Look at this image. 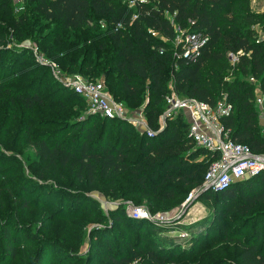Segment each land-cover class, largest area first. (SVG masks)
I'll return each instance as SVG.
<instances>
[{"label":"trees","instance_id":"16d2710c","mask_svg":"<svg viewBox=\"0 0 264 264\" xmlns=\"http://www.w3.org/2000/svg\"><path fill=\"white\" fill-rule=\"evenodd\" d=\"M249 3V0H145L130 8L122 0H22L21 8L16 9L12 0H0L3 15L16 14L7 31L0 24L2 135L6 136L16 119L20 124L24 110L40 106L58 116H68L71 109L68 103L85 105L80 95L52 78L47 65L32 58L31 48L21 42L25 35H30L36 48L65 72L102 78L111 97L125 106L137 107L144 100L142 111L153 129L149 135L136 128L132 130L125 119L90 111L69 128L26 135L24 144L34 145L43 163L34 170L35 176L41 178L49 168L54 172L56 167L67 166L73 181L91 185L99 180L104 187L109 186L112 197L120 194L131 200L161 201L182 196V192L201 183L215 155L194 145L187 134L188 122L180 112L166 118L159 128V115L170 88L179 96L193 97L209 105L223 96L230 110L220 120L230 130V138L253 152L264 151V37L252 36L253 30L249 28L253 24L264 26V12L251 11ZM38 18L40 24H36ZM95 18L103 20L104 29L98 28ZM176 27L199 31L206 37L194 58L175 56ZM12 38L16 41L10 43ZM232 56L235 59L231 64ZM227 74L232 77L227 78ZM256 92L261 94V109L256 105ZM200 155L204 159L193 163ZM8 159L0 154V170H5ZM18 186L21 195L16 199L25 204L22 194L29 186L21 182ZM62 194L43 184L36 196H45L49 207L53 198L60 199ZM211 194L218 200L214 211L192 223L125 217L131 224L140 227L147 224L154 234L164 236L165 241L158 244L165 251L160 247L155 250L157 244L144 249L137 241L135 248H129L130 256L125 257L119 252L111 253L108 236L100 234V238H105L104 261L88 259L84 264H164L169 261L164 256L166 252H173L175 256L170 260H175L179 254L187 256L197 249L210 248L215 238L206 233L219 227L222 215L243 212L248 208L246 205L264 194V173L234 182L218 192L203 193L205 199ZM236 198L246 205L237 203ZM77 200L79 196L75 197ZM57 219L66 222L70 217L62 215ZM9 223L0 224V264H11L15 259ZM228 224L234 225L230 221ZM248 225L249 229H230L233 236H227L222 227L220 239L235 243L236 263L264 264V217H256ZM249 230V236L243 238ZM172 231L184 235H165ZM46 242L50 246L43 250L53 249L57 241L41 242L32 259L24 264H39L35 256ZM90 243V247L95 246V241ZM90 254L94 255L92 251Z\"/></svg>","mask_w":264,"mask_h":264},{"label":"rangeland","instance_id":"374dc122","mask_svg":"<svg viewBox=\"0 0 264 264\" xmlns=\"http://www.w3.org/2000/svg\"><path fill=\"white\" fill-rule=\"evenodd\" d=\"M12 1L15 2V0ZM249 2L251 11L264 12V0H249ZM15 15L13 14L12 16ZM12 16L3 15L0 9V24L5 25V31L8 30V23ZM94 20L98 24L99 29H104L103 20L98 18ZM36 24H40L39 18ZM249 28L253 30L252 36L264 37V26L253 24ZM44 30L46 28L42 31L44 32ZM32 38L33 36L25 35L21 42L24 45L29 46L31 44L34 46L35 42ZM9 41L12 43L16 40L12 38ZM30 52L34 59L32 50ZM233 57L229 61L231 64L234 62ZM61 70L65 73V70ZM226 76L227 78L232 77L228 76V74ZM14 82L18 83L19 80ZM62 85L65 86L64 84ZM169 94L170 92H167L165 96ZM257 96H261V94L256 92ZM219 100H222V97ZM141 103L137 107H126L132 112L142 108L144 100ZM49 104L51 106L55 105L53 103ZM165 104L164 98V106ZM67 105L72 109V111L69 109L70 115L68 116H58L55 112H50L40 106H36L31 111L24 110L25 116L19 125L16 119L6 136L2 135L0 131V154L9 157L5 170H0V224L9 221V228L12 229L15 259L11 264H24L32 259L36 247L43 241L57 242L55 247L52 245L53 249L48 250L43 249L49 248L50 244L48 242L44 244L41 253L35 256L39 264H84L88 259L101 263L104 261L103 255L106 252V245H103V239L105 238L98 236L100 234L108 236L109 246L112 248L111 253L116 254L119 252L125 257L130 256L129 248H135L137 241L141 243V247L144 249H146V246L154 247L157 244L158 248H155V250L160 247L161 251H165L163 245L160 246L158 244L165 241L162 238L164 236L161 237L154 234L147 227V224L140 227L136 224H131V221L126 219L128 218L124 214L126 205L144 207L149 211L150 215L161 214L166 218V221L178 224L192 223L214 211L215 205L218 203L214 194L205 199V195H203L205 191H201L195 197L188 198V194L196 187H191L186 192H182V196L179 195L161 201L150 198L131 200L127 196H121L120 194L114 197L109 196V186L104 187L99 180H96L91 185L73 181L71 179L72 176L66 170L67 166L63 169L56 167L54 172H52V168L45 169L44 176L37 178L34 170L43 166V163L40 162L38 149L34 145L24 144V138L26 135H33L37 132L51 131L55 128H69L74 121L81 120L90 112L86 103L84 105V103L70 102ZM124 105L126 104L124 103ZM257 107L260 109L258 105ZM179 112L177 111L172 116H177ZM47 120L50 122L48 125L37 124V122ZM53 122L54 124H52ZM131 128L135 130L132 125ZM50 136L47 135L45 137L49 138ZM40 138L41 136H38L37 140H40ZM262 153L264 154V151ZM203 159L204 157L200 155L193 159L192 162H201ZM3 172L4 175H2ZM57 174H61L62 177L57 176ZM20 182L29 186L27 192L22 194L26 201L25 204L20 199H16V197L21 195L18 190V183ZM43 184L63 193L60 199L54 197L49 207L46 204L45 196H36L39 187ZM257 194L259 193H253L256 196ZM260 195V198L253 199L248 205L237 200V198L235 199V201H238L237 203L243 206L246 205L248 207L247 210L243 212H225L222 215L218 222L219 227L206 233L209 237L215 238L210 248L197 249L187 256H182L183 253L179 254L180 256L175 260H170L171 256H175L173 252H166L164 256L169 261L164 262V264H211L213 261L215 262L214 264H238L234 258L236 254L235 243H229L225 238L221 240L220 229L224 227V233L227 236H233L230 229H236V227L237 230L242 229V227L249 229L250 225L248 224H252L256 217L263 219L264 194ZM77 196L80 197V200L75 201ZM151 204L154 205V208L149 207ZM42 206H46V208H42ZM113 213L114 215H112ZM62 215L68 216L70 219L66 222L57 219V217ZM120 220H123L126 225L124 223L121 224ZM229 221L234 223V225H229ZM249 234L250 230L244 234L243 238L248 237ZM165 235H168L167 237H177L183 236L184 233L172 231L165 233ZM91 241H95V246L90 247ZM91 251L94 255L90 254ZM49 255L50 258H48ZM188 257L192 258L189 259ZM145 264L156 263L149 262Z\"/></svg>","mask_w":264,"mask_h":264},{"label":"built area","instance_id":"2783aa9c","mask_svg":"<svg viewBox=\"0 0 264 264\" xmlns=\"http://www.w3.org/2000/svg\"><path fill=\"white\" fill-rule=\"evenodd\" d=\"M127 7L133 8L138 2L145 0H122ZM22 0H15L16 9L22 6ZM175 43L178 51L175 56L194 58L206 37L199 31H190L176 27ZM29 47L34 59L47 65L49 72L56 81L64 84L70 90L80 95L91 112L101 116L115 117L127 120L134 128L146 134H152L153 129L147 124L142 108L129 111L119 100L111 97L105 88L102 78L91 79L80 73H63L59 65L46 58L36 46ZM41 53H39V52ZM235 59V57H233ZM251 79V78H250ZM165 96V106L159 115V128L165 123V118L172 117L177 111L183 114L188 122L187 134L195 146L215 155L203 173L201 183L193 189L188 198H193L198 192H218L230 184L264 173V154L251 151L246 145L237 143L230 138V130L222 124L220 118L230 110V104L217 100L209 105L201 100L188 96H179L171 88ZM262 99L256 97V105L261 109ZM124 214L131 219H146L152 222L166 221L161 214L150 215L144 207L126 205Z\"/></svg>","mask_w":264,"mask_h":264},{"label":"water","instance_id":"95a60500","mask_svg":"<svg viewBox=\"0 0 264 264\" xmlns=\"http://www.w3.org/2000/svg\"><path fill=\"white\" fill-rule=\"evenodd\" d=\"M204 191H207L206 189Z\"/></svg>","mask_w":264,"mask_h":264}]
</instances>
